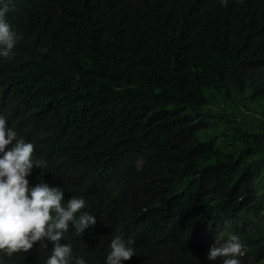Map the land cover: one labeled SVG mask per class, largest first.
I'll return each mask as SVG.
<instances>
[{"label": "trees", "instance_id": "16d2710c", "mask_svg": "<svg viewBox=\"0 0 264 264\" xmlns=\"http://www.w3.org/2000/svg\"><path fill=\"white\" fill-rule=\"evenodd\" d=\"M7 19L0 111L47 161L30 183L96 216L74 254L105 264L122 233L124 264H222L209 247L238 235L264 264V0H12Z\"/></svg>", "mask_w": 264, "mask_h": 264}, {"label": "clouds", "instance_id": "9594fccd", "mask_svg": "<svg viewBox=\"0 0 264 264\" xmlns=\"http://www.w3.org/2000/svg\"><path fill=\"white\" fill-rule=\"evenodd\" d=\"M222 5L227 0H220ZM12 0H0V58H11L22 39L7 19ZM9 116L0 111V256L24 253L41 243L53 247L44 264H88L84 256L76 255L73 244L66 241L69 231L81 236L97 223L96 216L87 211L83 196L72 195L65 199L62 187L50 186L41 180L35 185L28 177L33 168L43 171L44 158L34 156L35 145L20 136L10 125ZM64 241L63 243L61 241ZM135 241L116 234L108 245L105 264H124L137 255ZM247 247L238 235H230L222 242L218 238L207 253V259L222 264H241ZM0 264H3L0 260Z\"/></svg>", "mask_w": 264, "mask_h": 264}, {"label": "rangeland", "instance_id": "374dc122", "mask_svg": "<svg viewBox=\"0 0 264 264\" xmlns=\"http://www.w3.org/2000/svg\"><path fill=\"white\" fill-rule=\"evenodd\" d=\"M241 109L245 110V109H243V106H241ZM245 114H251V113L248 112V113H245ZM250 120H252V122H256L257 123L259 121H262V118L259 115L255 114V115L252 116V118ZM241 258L246 260V261H249V257H248V255L246 253Z\"/></svg>", "mask_w": 264, "mask_h": 264}]
</instances>
